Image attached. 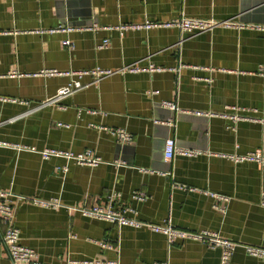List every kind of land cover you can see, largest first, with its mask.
<instances>
[{"label": "crops", "instance_id": "crops-1", "mask_svg": "<svg viewBox=\"0 0 264 264\" xmlns=\"http://www.w3.org/2000/svg\"><path fill=\"white\" fill-rule=\"evenodd\" d=\"M180 16L232 19L242 26L201 33L115 29ZM263 26L264 0H0V143H8L0 144V187L25 197L16 203L14 220L20 243L35 250L39 264L219 263V249L203 243L169 245L162 233L70 208L104 203L111 192L120 194L118 203L135 207L142 221L169 218L182 229L213 230L264 246L258 203L264 165L221 155L260 149L264 156V122L258 120L264 117ZM60 27L72 30L51 31ZM66 38L71 47L63 45ZM104 39L108 45L99 48ZM150 64L163 70H120ZM95 68L115 72L97 81L84 75L87 85L65 95L59 89L75 76L42 73ZM233 113L240 118L221 115ZM116 128L131 133L132 142H118L111 132ZM167 138L201 154L165 161ZM46 147L90 149L102 161L87 166L58 156L42 159L39 151ZM135 190L144 191L146 200L132 201ZM211 192L229 198L224 213L215 209L221 202ZM31 198L58 199L60 206L43 208ZM3 233L0 222V264H14ZM230 264L264 259L238 247Z\"/></svg>", "mask_w": 264, "mask_h": 264}, {"label": "built area", "instance_id": "built-area-1", "mask_svg": "<svg viewBox=\"0 0 264 264\" xmlns=\"http://www.w3.org/2000/svg\"><path fill=\"white\" fill-rule=\"evenodd\" d=\"M215 26L223 27H241L242 25L233 21L232 19L216 20L213 18L195 17V16H180L173 18L169 21L162 23H155L152 21H144L142 23L133 24H123L115 27L122 33L125 30H140V29H150L152 27H175L180 32L189 33H201L206 32L214 28ZM264 29V26L262 27ZM72 30L71 27H60L51 31H59L63 33H68ZM63 45L71 47L72 43L69 39L63 40ZM108 45V40L104 39L103 42L98 45L99 48ZM121 71H150L157 72L163 70L162 67L155 66L153 64L147 67H139L137 65H127L120 69ZM115 71L111 69H100L95 68L92 70H79V71H57L55 69L44 70L42 73L44 75H73L76 79L72 80L68 85L59 89V95L70 94L73 91L85 87L87 84L81 82V78L84 75H91L94 77L95 81L114 73ZM15 75V73H10ZM151 94V92H149ZM161 104L171 110H176L177 106L172 101H162ZM230 120L236 121L240 118L237 114H221ZM264 122V117L258 119ZM112 134L115 136L116 140L121 144L131 143L133 140L132 134L122 128L113 129ZM8 144V143H0ZM14 148H22L19 145H11ZM28 148V147H27ZM31 150H34L31 148ZM42 159H49L53 156L63 157L66 160H74L76 163L87 166H96L102 159L96 155L92 150L86 149L80 153H73L71 151H62L55 148H43L39 151ZM201 154V151L195 149H187L177 147L175 145L173 138H167L165 140L163 157L165 161H171L176 155L183 156H197ZM227 157L234 163L243 162H254L259 165H264V156L260 149H254L246 153H226L221 154ZM62 171L66 170V166L60 167ZM210 195L219 200L221 203H214L216 210L224 213L226 210V203L228 202V197L222 194L211 192ZM120 194L116 192H111L106 195L104 203L98 204H83L79 207H70L76 209L81 215L85 217L101 219L108 221L112 224L118 226H130L135 228L145 227L151 231L162 233L166 237V241L169 245H173L177 241H196L203 243L211 248L219 249V263L218 264H230L233 253L240 247L243 251L251 257L264 259V246L252 245L247 243H242L234 241L227 237L220 235L219 232L200 229L197 231H190L186 229L179 228L173 225L169 218L164 220L162 223H150L142 221L137 218L136 208L130 205H124L118 203ZM147 195L142 190H135L131 193L132 201L139 203L145 201ZM25 197L21 195H15L8 190H4L0 187V222L4 225V233L2 236V241L5 244L8 254L14 264L26 263V264H39L38 255L32 248L25 246L20 243V233L19 229L15 224V211L17 201H21ZM34 204L41 206L43 208L54 209L60 206V201L58 199H48L41 200L36 198L30 199ZM258 203L264 208V190L260 191ZM98 244L102 248H114V244L99 241Z\"/></svg>", "mask_w": 264, "mask_h": 264}]
</instances>
